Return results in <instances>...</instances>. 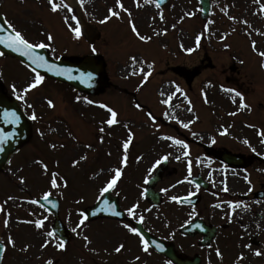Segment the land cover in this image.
Returning a JSON list of instances; mask_svg holds the SVG:
<instances>
[{
  "label": "flooded vegetation",
  "instance_id": "flooded-vegetation-1",
  "mask_svg": "<svg viewBox=\"0 0 264 264\" xmlns=\"http://www.w3.org/2000/svg\"><path fill=\"white\" fill-rule=\"evenodd\" d=\"M57 1L61 7L56 13L51 12L48 0H0V7L5 21L30 42L50 44L46 50L52 59L81 60L86 56L105 59L103 35L106 37L112 29L101 21L113 9V0H94L93 4ZM90 16L97 19L91 20ZM76 27L80 29L79 38L74 32ZM46 33H51L55 39L48 41ZM260 52H264V37H259L255 46L257 64L264 71V57ZM26 73L25 80L8 84L5 77V84H0L1 91L15 99L24 113L27 123L22 128L28 130L27 133L20 132L19 139L28 136V140L10 157L3 172L12 178L8 182L16 187L32 188L33 185L36 191L37 183H45L52 196L58 199L59 217L65 227L62 241L65 248L59 249L60 241L46 235L51 231L53 214L35 206V213L42 214L44 226L37 229L34 222L37 238L31 246L33 259L30 262L264 264V255H254L256 250L264 253V165L260 160L264 157V136L257 131L261 122L256 119L244 122L226 115L218 124V129L226 130V134L215 129L190 132L184 137L187 147H181L173 157L166 156L161 142L157 151L149 149L148 138L142 135L130 137L122 133L125 137L119 140L117 124L109 127L105 123L110 117L107 109L99 107L100 103H87L93 96L79 94L68 86L46 79L25 94L24 89L34 78V74ZM104 81L97 97L109 91L116 98L118 84L107 75ZM129 87L134 90L139 85L131 83ZM132 92V97H136ZM18 95L23 99H17ZM56 95L61 99H53ZM48 100L53 101L54 107L48 105ZM101 102L116 112L109 103ZM133 102L142 105L140 100L133 99ZM210 102L217 107L238 106V101L234 100ZM67 110L74 114L65 116ZM33 113L36 120L32 119ZM77 128L83 131H76ZM8 130L12 131V128ZM194 136L199 137L194 139ZM129 140L125 166L121 163L123 144ZM224 153L230 154L229 161L223 159ZM80 157L86 159L73 166ZM163 162L164 170L153 187V192L159 194V204L154 206L146 198V189ZM45 165L48 169L46 179L25 177L24 173L37 175L43 172ZM117 168H122L123 172L116 186L101 194ZM53 173L62 178L58 179L61 186L57 190L50 184ZM225 186L228 191L224 190ZM84 189H87L85 194ZM89 191L92 197L86 198ZM173 197L178 199L173 200ZM103 202L107 212L113 203L118 207L115 213L120 214L113 212V217H97L92 221L84 219L87 207L98 203L101 209ZM236 204L238 208L230 207ZM133 207L134 216L128 212ZM141 216L143 222H140ZM81 220H84L83 224ZM125 224L138 229L145 240L148 236L155 238L156 249L149 244V252L145 253L140 237L125 228ZM46 241H50L48 246L42 247ZM120 244L125 247L116 253L115 248ZM217 249L222 253V259L217 256ZM241 254L245 258L238 260Z\"/></svg>",
  "mask_w": 264,
  "mask_h": 264
},
{
  "label": "rangeland",
  "instance_id": "rangeland-1",
  "mask_svg": "<svg viewBox=\"0 0 264 264\" xmlns=\"http://www.w3.org/2000/svg\"><path fill=\"white\" fill-rule=\"evenodd\" d=\"M91 1L93 0H86V3ZM133 4L137 8H143L133 13V22L131 23L135 24L141 35L151 39L146 42L141 41L132 32L130 22L124 17L113 19L111 21L112 31L108 32L106 37L103 35L106 74L120 88L116 93V98L108 91L97 100L107 102L115 108L118 113L117 120L121 122L118 123V127L119 124H122L125 130L137 133L142 124L141 134H137L148 137L151 142L154 136L159 133L172 132V129L169 128L172 125L183 126L185 122H190L189 119L193 124L202 121L196 128L199 130L203 122H208L209 117L211 118L213 115L210 111H215V109L210 107L203 109L201 104L196 103H193L192 106L191 102L194 98L200 101V95L204 96L207 93L206 85L208 80H211V86L214 87L212 92L217 89H234L233 85L237 83L243 85L242 87L248 85L245 88L246 95L243 99L251 102L259 100L261 106L241 108L243 112L239 115L245 114L244 117H241L245 119L249 109L257 110L254 117L261 122L259 125L264 131V75L258 70L257 59L251 53L253 43L259 40L258 33L264 32V0H213V5L215 4L216 8L214 7L209 21L199 19V8L194 0H171L161 12L155 10L153 12L150 4L146 9L143 0H133ZM228 13H231L232 16H229ZM226 29L232 32L230 38L226 37ZM198 36L200 37L199 44L196 43ZM238 44L241 48L239 50L237 49ZM86 46L87 44H85ZM132 57H136L135 68H133ZM6 64L0 59V70ZM231 67H233L232 71L227 72ZM141 68L144 72H151V76H149L147 84L137 94V100L148 106L150 103L149 107L154 116L161 117V114L165 116L162 121L165 122L166 127L163 130L158 129L156 124H149L140 114L134 113L132 105L128 104L130 101L128 97L134 91L129 87V84H135L138 80L137 77L143 76L140 72ZM195 68H198L197 74L191 75L189 80L181 74V72L190 73ZM17 72L18 78L24 77L23 72L19 70ZM134 72L135 74H133ZM225 78L227 82H225ZM170 82H174L178 86L181 85L179 86L181 94L177 90L174 91L175 87H172ZM235 88L240 89L237 85ZM123 90L127 93L124 94ZM153 92L158 95L160 102H168L161 107L155 106ZM228 94L234 98L237 97L232 92ZM57 96H53V99H61ZM249 104L254 105V103ZM73 114L69 110L65 112L67 117ZM130 121L134 122L132 126L128 123ZM178 122H181L182 125ZM76 131L83 130L77 128ZM152 133L158 134L152 135ZM166 154H168L167 150ZM38 173L37 175L24 173V175L29 180H41L38 178ZM3 181V177H0V205L4 202L8 207L20 193L17 187H12L15 188V193H7V189L6 192H2L1 187H4L3 184H5ZM31 186L32 188H28V190H35V187ZM37 188L38 193L47 190L45 183H37ZM86 192L87 189H84V194ZM85 197L91 198L92 193L89 191ZM15 205L17 214L25 219L34 220L36 213L33 208L28 206L26 208L22 202L18 203V201ZM20 216L17 221L22 220ZM13 229L3 232L0 228V241L6 243L7 249H9L3 264H11L10 261L20 264V256L29 255L34 243L35 235L31 227H24L19 223ZM9 237L15 241L14 247L8 243ZM24 248L28 250L22 251ZM11 253L14 258L11 257Z\"/></svg>",
  "mask_w": 264,
  "mask_h": 264
},
{
  "label": "snow or ice",
  "instance_id": "snow-or-ice-1",
  "mask_svg": "<svg viewBox=\"0 0 264 264\" xmlns=\"http://www.w3.org/2000/svg\"><path fill=\"white\" fill-rule=\"evenodd\" d=\"M48 4L50 6V9H51V12L53 13H56L60 10V7H61V4H58L56 3V0H48ZM66 6V5H64ZM117 6L125 11V12H128V10L126 8H124L123 4L121 3V0H117ZM110 13H111V16H116V17H119V12L118 11H115V10H112L110 9L109 10ZM128 15L131 16V12H128ZM111 18V17H109ZM65 22L67 23V18H65ZM102 23L104 21H101ZM247 23V22H245ZM131 30L132 32L141 40V41H147V40H150L151 38L150 37H145L143 35H141L139 33V31L137 30L136 26L134 23H131ZM7 31V35H2L0 36V45H4L6 48L8 49H11L12 51L14 52H17L19 53L21 56H24L27 58L28 61H30V64H31V71L32 73H34V78H33V81L28 85L27 88L24 89V93L26 94L28 91L32 90V89H35L37 88L43 81H44V76H42L40 74V72L38 71L39 69H45L46 71L48 72H53L55 75H64L65 74V71L66 70H63V69H60L57 65L55 64H52V63H49L48 59L44 56V55H41L39 50L40 49H46V48H50L51 45L48 44V43H44V42H39V43H33V42H30L23 34L21 31H18L11 23H7L6 24V27L4 24H0V32H5ZM74 32H75V35L77 38H79L80 36V29L78 27H76L74 29ZM46 38L48 41H53L55 39V37L51 34V33H46ZM200 42V37L198 36L197 37V40H196V43L199 44ZM253 48H255V43H253ZM54 50V49H53ZM262 57H264V52H260L259 53ZM132 61H133V68H135V64H136V57H132L131 58ZM149 67H151V65H149ZM140 72L143 74L144 76V83H147V78L149 76H151V72H144V70L141 68L140 69ZM135 74V72L133 73ZM89 77L91 76V74L89 73L88 74ZM68 79H75L76 77L72 76L71 74H69L67 76ZM15 90V89H14ZM226 91H232L230 89H226ZM236 96H240V93L239 92H236ZM17 99H23V96L22 95H18L17 96ZM164 103H167L168 101H163ZM205 102H207V100H205ZM48 105L50 107H54V104H53V101L51 100H48L47 101ZM87 103L89 104H92L93 101L91 100H88ZM29 107H31V105H29ZM99 107L101 108H106L107 111L110 113V117L105 121V123L107 124V126L111 127L115 124H117L119 121L117 120V113L112 110L110 107H107L106 105H103V104H100ZM137 107L139 108L140 105H137ZM240 107L241 108H246L248 107L245 103H243V98L241 97V104H240ZM233 115L235 113H232ZM11 115V117L13 118L11 121H8V122H14L16 119H18V117L16 116V113L15 112H12V113H8V112H5L4 113V116L5 118L7 119V117ZM32 119L33 120H36L37 119V116L35 113L32 114ZM185 128L188 127L187 124H184L183 125ZM101 132L104 131L103 128L100 129ZM226 134V130H225V133ZM260 135L264 136V132L260 133ZM4 141L3 139H0V144H2ZM247 142V141H246ZM131 141H127L123 144V151H124V155H123V158H122V161L121 163L123 165H127V161H128V149H129V145H130ZM175 143L177 144H183V141H180V140H176ZM88 147H91V145H89ZM184 147H187V145L185 144ZM53 148H55V145H53ZM2 150V149H0ZM83 159H86V157H80L79 160H75L73 162V166L77 165L80 163V160H83ZM164 159L166 160L167 157H164ZM159 163V162H158ZM44 171L47 172L48 169H47V166L45 165L44 167ZM122 172H123V169L122 168H117L115 169V174L114 176H112V178L107 182L106 186L104 188L101 189V194L103 193H107L109 192L110 190H112L118 180L120 179L121 175H122ZM189 172H191V164H189ZM58 179H62L61 177H59L58 174L56 173H53L50 177V184H51V188L53 189H56V188H59L61 186L60 183H58ZM245 179H247V177H245ZM23 182V180L21 181ZM250 183V181H249ZM64 186L66 187L67 184L65 183ZM225 191H228V188L227 186H225L224 188ZM52 195L51 192H47L44 194L43 196V200L47 201L49 200V197ZM173 200H177L178 198L177 197H173L172 198ZM31 203L33 204H37L38 201L36 200H32ZM217 207H219V205H217ZM230 207H232L233 209L235 208H238L239 205L236 204V205H230ZM128 212L130 215H135V207L133 208H129L128 209ZM120 213H114V215H119ZM83 215V214H82ZM84 219H87V217L85 216ZM140 222H143V216H141L140 218ZM26 223L28 221H25ZM81 224L84 223V220H81L80 221ZM4 225L5 227H7L8 225V221L5 220L4 221ZM44 226V221L43 220H37L35 221V227L37 229L39 228H42ZM125 228H127L131 233L137 235L140 237V242L142 244V250L145 252V253H148L149 252V242L147 240L144 239V237L141 235V233L138 231V229H136L135 227H130L128 224H125L124 225ZM73 231H75V229H73ZM48 237H54V233L49 231L47 232L46 234ZM85 240L88 239V237H84ZM50 241H46L42 247H47L48 246V243ZM8 243L11 245V246H15V241L9 237V240H8ZM57 247L59 249H64L65 248V245L63 242H60ZM124 244H120L118 245L116 248H115V252L116 253H120L123 249H124ZM246 247H251V245H246ZM28 249L27 248H24L22 249V251H27ZM217 256L218 257H221L222 259V253L219 251V249H217V252H216ZM254 255L255 256H261V255H264V253H262L261 251L259 250H256L254 251ZM245 257L243 256V254H241L239 257H238V260H243ZM137 260H139L140 258L137 257L136 258ZM47 264H52V261H48Z\"/></svg>",
  "mask_w": 264,
  "mask_h": 264
},
{
  "label": "water",
  "instance_id": "water-1",
  "mask_svg": "<svg viewBox=\"0 0 264 264\" xmlns=\"http://www.w3.org/2000/svg\"><path fill=\"white\" fill-rule=\"evenodd\" d=\"M158 5L164 4L167 0H155ZM202 11L201 18H206L209 11V0H198ZM0 24H4L2 19L0 18ZM7 31L0 32V36L7 35ZM0 52L4 55L11 56L19 60L22 64L28 66L31 69L30 61L27 60L26 57L21 56L19 53L12 51L11 49L6 48L4 45H0ZM41 55H44L46 58V54L43 51H40ZM48 59V58H47ZM49 63L57 65L60 69L66 70L64 75H55L53 72H48L45 69H39L40 74L45 75L49 78H52L58 82H63L70 84L74 88H77L84 92H94L97 86L100 84L101 79V71H102V62L94 61L92 58H85L82 61L78 62L75 60H66L60 59L58 61H51L48 59ZM91 74L89 77L88 74ZM71 74L76 77L75 79H68L67 76ZM0 100H5V97L0 95ZM2 104L0 103V108H2ZM13 149L9 145L6 148V151L0 150V167L5 162V160L10 156ZM58 224H55V231L58 233ZM0 257H1V248H0Z\"/></svg>",
  "mask_w": 264,
  "mask_h": 264
}]
</instances>
